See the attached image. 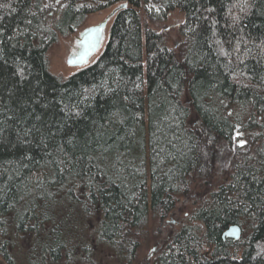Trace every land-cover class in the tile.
<instances>
[{"label": "trees", "instance_id": "trees-1", "mask_svg": "<svg viewBox=\"0 0 264 264\" xmlns=\"http://www.w3.org/2000/svg\"><path fill=\"white\" fill-rule=\"evenodd\" d=\"M121 4L92 62L51 72L59 37ZM173 12L179 52L147 26ZM220 175L157 264H264V0H0V264L55 261L70 231L123 259L150 211Z\"/></svg>", "mask_w": 264, "mask_h": 264}, {"label": "rangeland", "instance_id": "rangeland-1", "mask_svg": "<svg viewBox=\"0 0 264 264\" xmlns=\"http://www.w3.org/2000/svg\"><path fill=\"white\" fill-rule=\"evenodd\" d=\"M114 7L116 6L87 16L83 26L77 29L76 32L65 37H59L58 42L54 44L47 53L49 67L52 73L58 76L68 77L78 70V68L69 67L66 63L69 53L75 47V37L83 28L95 25L103 20ZM181 21L182 15L179 12H173L168 14L165 21L154 24L147 23V26L153 30L165 32L169 47L179 52L183 40L177 34L176 26L180 24ZM95 57L92 58L90 62H92ZM232 112L233 115H236L235 117H237L239 123H244L249 115H251L250 110L244 112V110L239 107H232L230 113ZM237 130L235 146L239 147L241 151L252 150L256 132L253 130H244L239 124H237ZM225 177H227V175H225ZM225 177L221 175L214 177L206 184H190L186 187L185 193L177 197L174 209L164 216L156 215L153 211H150L145 222L139 227V230L135 231V234L133 231L135 243L137 242L138 246L137 250L135 253L132 252L131 249L125 250L126 253L123 255V259L119 257L120 255H115L111 250H106L105 254L101 251V253H97L98 256L95 257L94 261H91L81 248L75 246V242L80 237V234H72V231H70V234L62 238V242L65 243L66 246L65 249L62 250L60 256L55 261L47 260L44 264H155L158 255L164 249L170 236L181 228L187 215L205 200L211 187L214 188L217 184H220ZM95 221V218L91 219V230L94 229ZM73 228L74 225L71 226V230ZM155 248L157 252L154 253L153 257L148 259L149 253ZM118 250L120 251L121 249ZM109 251L111 252L109 253ZM17 257V262L23 259V257H19L18 255Z\"/></svg>", "mask_w": 264, "mask_h": 264}, {"label": "water", "instance_id": "water-1", "mask_svg": "<svg viewBox=\"0 0 264 264\" xmlns=\"http://www.w3.org/2000/svg\"><path fill=\"white\" fill-rule=\"evenodd\" d=\"M126 5L113 9L99 23L83 28L78 32L74 49L69 53L66 63L70 67L82 68L89 64L90 60L101 50L105 42L108 28L120 9ZM240 228L232 226L224 232L223 237L238 240Z\"/></svg>", "mask_w": 264, "mask_h": 264}, {"label": "flooded vegetation", "instance_id": "flooded-vegetation-1", "mask_svg": "<svg viewBox=\"0 0 264 264\" xmlns=\"http://www.w3.org/2000/svg\"><path fill=\"white\" fill-rule=\"evenodd\" d=\"M157 252V249L155 248L153 251H151L150 253H149V255H148V259H150L151 257H153L154 256V253H156ZM155 264H157V259H156V261H155Z\"/></svg>", "mask_w": 264, "mask_h": 264}, {"label": "bare ground", "instance_id": "bare-ground-1", "mask_svg": "<svg viewBox=\"0 0 264 264\" xmlns=\"http://www.w3.org/2000/svg\"><path fill=\"white\" fill-rule=\"evenodd\" d=\"M122 5H124V4H121V5H118V6L114 7V9L117 8V7H119V6H122ZM120 10H121V9H120ZM120 10H119V11H120ZM75 44H76V39H75ZM100 51H101V50H100ZM100 51H99V52H100ZM99 52H98V53H99ZM98 53H97V54H98ZM97 54H96V55H97ZM96 55H95V56H96ZM69 67H70V66H69ZM73 68H76V67H73ZM78 69H80V68H78ZM233 226H236V225H233ZM230 227H232V226H230ZM230 227H229V228H230ZM238 227H239V226H238ZM229 228H228V229H229ZM239 228H240V227H239ZM228 229H227V230H228ZM227 230H226V231H227ZM223 234H224V233H223Z\"/></svg>", "mask_w": 264, "mask_h": 264}]
</instances>
